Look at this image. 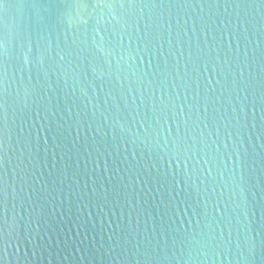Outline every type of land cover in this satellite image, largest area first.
Returning <instances> with one entry per match:
<instances>
[{
    "label": "water",
    "instance_id": "water-1",
    "mask_svg": "<svg viewBox=\"0 0 264 264\" xmlns=\"http://www.w3.org/2000/svg\"><path fill=\"white\" fill-rule=\"evenodd\" d=\"M0 264H264V0H7Z\"/></svg>",
    "mask_w": 264,
    "mask_h": 264
},
{
    "label": "snow or ice",
    "instance_id": "snow-or-ice-1",
    "mask_svg": "<svg viewBox=\"0 0 264 264\" xmlns=\"http://www.w3.org/2000/svg\"><path fill=\"white\" fill-rule=\"evenodd\" d=\"M7 0H0V11L3 10L5 4H6ZM0 143H2V141H0Z\"/></svg>",
    "mask_w": 264,
    "mask_h": 264
}]
</instances>
